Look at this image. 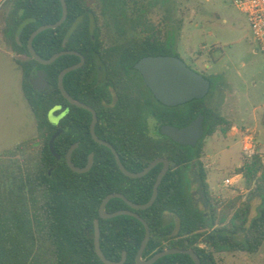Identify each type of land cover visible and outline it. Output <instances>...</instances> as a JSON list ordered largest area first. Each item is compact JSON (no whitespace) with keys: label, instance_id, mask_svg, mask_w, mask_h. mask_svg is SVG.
Returning a JSON list of instances; mask_svg holds the SVG:
<instances>
[{"label":"trees","instance_id":"obj_1","mask_svg":"<svg viewBox=\"0 0 264 264\" xmlns=\"http://www.w3.org/2000/svg\"><path fill=\"white\" fill-rule=\"evenodd\" d=\"M107 1V0H104ZM104 8L123 10L124 0H108ZM68 16L57 29L39 34L33 46L45 60L62 51L82 54L87 62L96 61L93 49L104 45L99 31L97 11L88 0H66ZM10 10L1 33L18 56L29 59L28 41L31 35L44 25L57 23L63 13L60 0H9ZM25 20H33L23 29L20 40L16 33ZM80 20L66 48L64 40L73 25ZM140 29L147 30L141 22ZM94 29V34L91 29ZM154 53L168 55L171 47L156 41L144 43ZM80 62L75 55H65L53 64L44 66L35 60L18 61L23 71V91L36 119L37 136L22 142L13 149L0 154V264H104L95 251V221L100 222L101 249L105 257L120 262L127 253L125 264H137L136 257L146 232L143 224L132 216L122 215L102 219L100 207L104 199L120 193L136 204L150 201L156 180L162 171L160 164L145 177L133 179L126 176L116 163L113 153L93 144L85 153L95 152L94 165L89 172L78 174L70 169L66 155L77 143V111L59 89L61 72ZM36 70L45 72L49 88L37 91L32 80ZM81 69L64 79L66 91L79 99ZM212 83L211 94L216 89ZM206 98L181 105L180 123L183 127L204 115L205 135L195 147H182L166 137L155 141L132 140L128 146L114 142L120 158L132 173L143 171L157 159H167L170 169L163 178L157 200L147 210H132L122 199L111 200L106 209L109 213L133 211L149 225L151 238L143 254L149 260L157 253L178 248L192 250L202 264H218L215 255L221 253H258L264 245V210L249 225L251 205L242 197L220 203L212 195L205 169L204 141L217 132L225 135L234 128L231 121L217 110L210 108ZM69 109L68 118L57 124L49 121L50 113L61 117ZM168 111L167 108H165ZM167 119H165L166 121ZM63 127L70 130L62 133L54 143L58 161L50 150L51 138ZM75 166L82 168L81 150L72 154ZM52 170V168H54ZM193 167L199 189L205 197V209L196 207L186 179V170ZM242 174L250 195L264 197V163L256 154L250 161H243L235 175ZM174 216L175 223L167 224L166 215ZM155 264H195L189 255L177 254L161 258Z\"/></svg>","mask_w":264,"mask_h":264},{"label":"rangeland","instance_id":"obj_2","mask_svg":"<svg viewBox=\"0 0 264 264\" xmlns=\"http://www.w3.org/2000/svg\"><path fill=\"white\" fill-rule=\"evenodd\" d=\"M112 1V0H111ZM123 0H119L122 4ZM108 0H88L99 15L106 45L125 44L132 30H161L165 39L174 36L175 50L193 70L216 81L206 103L231 121L234 128L226 135L217 132L204 141L205 169L213 197L227 203L242 197L251 205L249 225L262 210L264 197L250 195L245 178L237 186L225 188L223 181L237 173L246 161L241 141L248 133L256 138L257 153L264 163V58L246 17L232 0H124L123 10L105 9ZM7 12V8H6ZM4 25V20L1 19ZM0 35V46L11 51ZM22 71L11 56L0 48V154L37 136L35 116L21 89ZM49 121L57 124L54 114ZM188 190L198 209L204 210L193 167L186 170ZM167 224L177 219L167 214ZM218 264H264V245L256 254L221 253Z\"/></svg>","mask_w":264,"mask_h":264},{"label":"flooded vegetation","instance_id":"obj_3","mask_svg":"<svg viewBox=\"0 0 264 264\" xmlns=\"http://www.w3.org/2000/svg\"><path fill=\"white\" fill-rule=\"evenodd\" d=\"M91 33L94 34V29L91 30ZM99 33L104 45L93 49L96 61L87 62L85 59L80 68L79 99L77 101L90 108L89 110L77 107L79 109L77 111L78 139L75 144H78L76 149L80 148L81 150V160L84 163L82 168L88 165L91 154H94L95 158V152H91L87 155L85 162V153L90 146L95 143L105 147L94 139L92 133L94 120L96 137L113 147L114 142L117 145L129 146L134 139L143 142L151 137L153 140L159 141L162 140V137H166L162 134L163 127L183 128L195 120L180 127L181 105L167 107L160 103L147 86L143 74L136 68L138 62L149 57L181 58V55L175 50L174 36L165 39L161 30H132L131 33L136 36L131 35L134 37L127 40L125 44L106 45L105 32L101 30ZM149 40L156 41L161 46L167 43L171 47V53L168 55L154 53V49L144 46V43ZM190 68L192 67L190 66ZM203 76L208 79L204 74ZM68 114L69 109L64 110L61 118L67 119ZM165 119L167 120L165 121ZM61 129L65 130L63 133L70 130L68 127Z\"/></svg>","mask_w":264,"mask_h":264},{"label":"water","instance_id":"obj_4","mask_svg":"<svg viewBox=\"0 0 264 264\" xmlns=\"http://www.w3.org/2000/svg\"><path fill=\"white\" fill-rule=\"evenodd\" d=\"M63 13L61 19L52 25H44L37 29L30 37L28 41V49L31 54V57L28 60H35L39 64L48 66L53 64L57 59L60 57H63L65 55H75L78 56L81 59V62L79 64H76L74 66L68 67L64 69L61 74L59 75V89L64 96V98L72 105L76 107H84L83 104H81L79 101L74 99L65 89L64 87V79L66 75L69 73L80 69L84 62L85 58L82 54L75 52V51H62L57 54H55L53 57H51L48 60H45L39 56V54L36 52L33 46V42L35 38L41 34L42 32L46 30H54L59 28L67 19L68 16V7L66 0H60ZM33 20H25L20 27L17 30L16 38L17 40L20 39V36L23 32V29L26 27L27 24H29ZM80 20H78L71 30L68 32L64 43L63 48H66V45L69 41L70 36L72 33L76 30ZM93 30V28L91 29ZM136 68L140 70V72L143 74L145 82L149 89L154 94L155 98L162 103L163 105L167 107H176L180 105H184L187 103H190L192 101H199L205 99L211 90V81L207 78H205L202 74L196 72L192 68H190L185 61H183L179 57H171V56H159V57H149L146 59L141 60L137 63ZM36 76L32 80V85L37 91H43L49 87L48 82L45 79V72L43 70H36L35 71ZM90 110V108H87ZM92 111V110H91ZM93 112V111H92ZM52 114V113H50ZM54 114V113H53ZM57 122L60 121L61 117H56ZM94 127H95V120L92 123V133L94 136V139L100 143L101 145L109 148L113 154L116 157L117 164L120 168V170L128 177L133 179H139L145 177L150 171H152L154 168H156L159 164H163L164 167L162 171L160 172L156 183L154 185L153 194L150 199V201L146 204H136L131 202L126 198L125 195L116 193L111 194L107 196L101 207H100V217L102 219H113L122 215L132 216L136 219H138L145 228V238L142 243V246L138 252V255L136 257V263L137 264H155L158 260H160L163 257L169 256V255H177V254H183V255H189L195 264H202L199 256L192 250H183L178 248H172L165 250L163 252L157 253L154 257H152L149 260L143 259V254L146 250V247L150 241L151 238V230L148 225V223L138 214L133 211L125 210V211H119L115 213H109L106 209L108 203L113 199H122L132 210L140 211V210H147L155 203L158 197L159 193V186L165 177V175L168 173L170 169V163L167 159H157L154 162H152L148 167H146L143 171L139 173H132L129 172L126 167L122 164L119 155L115 148L110 145L107 142L99 140L96 135L94 134ZM64 129H60L52 138L50 141V150L52 154L57 158L58 161L61 160V157L56 153L54 148L55 140L64 132ZM162 134L168 138H170L175 144L182 146V147H195L199 141L204 137L205 130H204V115H199L193 122H191L190 125L183 128H174V127H163L162 128ZM78 147V144H74L68 151L66 155V162L70 169L78 174H83L88 172L94 163V154L90 155L89 163L85 168H79L75 166V164L72 161V154ZM52 168V170H54ZM200 194V200L205 203V197L202 192V190L199 191ZM101 227L100 222L98 220L95 221V233H94V244H95V251L99 258L102 260L104 264H125L127 260V253H123L122 260L120 262H114L108 260L105 255L102 252L101 244Z\"/></svg>","mask_w":264,"mask_h":264},{"label":"built area","instance_id":"obj_5","mask_svg":"<svg viewBox=\"0 0 264 264\" xmlns=\"http://www.w3.org/2000/svg\"><path fill=\"white\" fill-rule=\"evenodd\" d=\"M236 9L243 14L247 21L253 39L257 46V53L264 58V0H232ZM244 159L250 161L257 153L256 138L248 133L241 141ZM244 180L242 174L228 177L223 181L225 188L237 186Z\"/></svg>","mask_w":264,"mask_h":264},{"label":"crops","instance_id":"obj_6","mask_svg":"<svg viewBox=\"0 0 264 264\" xmlns=\"http://www.w3.org/2000/svg\"><path fill=\"white\" fill-rule=\"evenodd\" d=\"M9 0H0V25H1V19L4 20V25L0 27V35L3 37L2 39L4 40V42L10 46L11 48V51H8L6 50L3 46H0V48H2L3 50H5L10 56L11 58L15 61V63L20 67L21 71H22V68L21 66L18 64V61H26L28 60L27 58H23L21 56H18L15 51L13 50V47L11 46L10 43L7 42V40L4 38V35L1 33V28H3L5 26V19L7 17V13L8 11L10 10V7L7 6V3H8ZM6 8H7V12H6ZM21 37V36H20ZM17 40V38H16ZM20 40V39H19ZM22 82H23V71H22V78H21V89H22V92H23V95H24V91H23V85H22ZM25 97V95H24ZM26 99V97H25ZM27 101V99H26ZM28 103V101H27ZM36 120V119H35Z\"/></svg>","mask_w":264,"mask_h":264}]
</instances>
